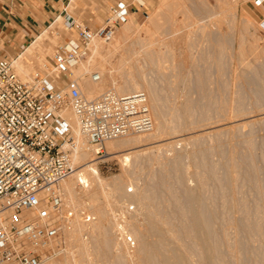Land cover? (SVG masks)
<instances>
[{"label":"rangeland","instance_id":"rangeland-1","mask_svg":"<svg viewBox=\"0 0 264 264\" xmlns=\"http://www.w3.org/2000/svg\"><path fill=\"white\" fill-rule=\"evenodd\" d=\"M116 1L71 0L62 15L12 53L20 56L19 70L47 69L56 46L77 36L66 25V14L95 30L105 24ZM122 1L132 6L129 20L110 40H94L99 53L89 48L83 57L86 65H92L90 71L78 76L77 67L69 78H78L90 96L98 84L91 72L101 67L107 70L101 87L111 85L110 69L121 87L133 77L149 95L155 127L144 132L153 133L147 147L143 141L122 143L109 155L104 144V157L97 165L108 191L99 195L104 205L109 204L103 205L107 213L100 215L103 209L88 203L79 208L103 222L106 242L118 248L124 264H165L157 254L149 262L140 257L143 241L133 231L146 230L149 214L158 231L149 232L147 241H161V229L165 237L161 250L168 252L175 245L181 264H264V13L256 15L264 3L145 0L138 7L136 0ZM9 50L0 39V58H12ZM95 90L94 96L102 92ZM129 152L125 160L122 154ZM121 188L124 195L117 196ZM128 203L135 206L127 224L137 240L134 261L117 239L112 218ZM83 223L75 226L80 231L76 239L66 234L63 254L45 264H92L100 238L96 231L86 238ZM86 242L89 251L81 253Z\"/></svg>","mask_w":264,"mask_h":264},{"label":"built area","instance_id":"built-area-1","mask_svg":"<svg viewBox=\"0 0 264 264\" xmlns=\"http://www.w3.org/2000/svg\"><path fill=\"white\" fill-rule=\"evenodd\" d=\"M131 11V4L116 1L105 24L95 30L68 16L66 25L77 36L56 46L47 69L26 79L12 58H0V264H45L66 250V234L77 220L87 225V238L97 219L93 212L67 203L60 187L78 169L64 108L74 110L81 133L97 147L98 156L108 140L153 130L145 90L121 93L109 88L90 98L69 78L91 43L110 40ZM93 78L98 80L99 74ZM134 208L128 203L112 215L115 235L129 253L137 247L127 226Z\"/></svg>","mask_w":264,"mask_h":264},{"label":"bare ground","instance_id":"bare-ground-1","mask_svg":"<svg viewBox=\"0 0 264 264\" xmlns=\"http://www.w3.org/2000/svg\"><path fill=\"white\" fill-rule=\"evenodd\" d=\"M137 1V3H138V7L139 6H141L142 4H145V0H136ZM187 6V5H186ZM249 17V16H248ZM251 17H249V19H250ZM176 19V18H175ZM251 20H252V18H251ZM253 22V21H252ZM222 25V24H221ZM184 38V37H183ZM95 41H96V39H95ZM95 41H93V42H95ZM175 41V40H174ZM92 42V43H93ZM99 43V42H98ZM182 43V42H181ZM180 43V44H181ZM102 44V43H101ZM89 48H91L92 49V52L94 53V54H98L99 52V50H98V44L95 42L94 43V46L93 45H91ZM20 56H12V59L14 60V65H15V67H16V69H17V71H18V73L20 74V75H22V77L23 78H28L30 75H31V70H32V68H28L27 66H23V68H24V72H26V73H22L20 70H19V58ZM90 58V59H89ZM89 60L88 61H91V59L93 58V56L92 55H90L89 56ZM83 59L84 58H82V59H80L75 65H74V67L72 68V69H75V68H77L78 67V73L77 74H79L78 76H81V75H83L84 73H86V72H89L90 71V67L92 66V65H90V67L88 66V64L86 65L85 63H84V61H83ZM188 60V59H187ZM183 61V60H182ZM186 62V61H185ZM189 62V61H188ZM97 63V62H96ZM18 64V65H17ZM92 64V63H91ZM99 64V63H98ZM96 64H94V66H95ZM107 68V67H106ZM110 68V67H109ZM113 68V67H112ZM108 69V68H107ZM111 71V77H113V78H111V85L109 86V87H104V86H99V83H103L104 84V72L105 71H107V70H104V68L103 67H101V68H99V70H95V71H93V72H91V79L93 80V81H95V82H98V84H96L95 82H92V83H95L93 86H92V91H89L91 94H90V96H88V97H90V98H95V97H98V96H100L105 90H107V89H109V88H115L117 91H119V92H121V93H127V92H131V91H135V90H139L142 86L140 85V83L137 81V80H135L133 77H131L130 76V78H128V83L127 84H124L123 86H125L126 85V87H121V85L118 83V81H117V79L116 78H114V76H112V69H110ZM131 70V69H130ZM76 71V70H75ZM74 70L72 71V74H74L75 75V73H73V72H75ZM117 71V70H116ZM94 73H98L99 74V79L98 80H94V78H93V74ZM132 73V72H131ZM134 76V75H133ZM182 78H184V74H183V76H182ZM74 79H78V78H74ZM185 79V78H184ZM152 81V80H151ZM89 84V83H88ZM102 84V85H103ZM99 86V87H101V88H99V87H97V88H94V86L96 87V86ZM101 85V84H100ZM79 86H80V88H81V90H82V92L84 93V90H83V88L81 87V85L79 84ZM98 88H99V90H98ZM154 88V85H153V82H151V84H150V91L152 90ZM95 89H97V92L98 91H102L101 92V94H98V96H94V90ZM143 89H145V88H143ZM91 90V89H90ZM95 93H96V90H95ZM85 94V93H84ZM86 95V94H85ZM157 108V107H156ZM155 109V108H154ZM157 110H158V108H157ZM63 116L68 120V122L71 124V126H72V129H73V135H74V139H76L75 140V147H74V149H73V151H74V160H75V164H76V166L78 167V169H77V171L74 173V174H72L71 176H69V177H67V178H65V179H63L61 182H60V187H61V189H63L64 190V198H65V200L67 201V203H69L68 201H70V202H72L73 203V205H75L74 207L75 208H79L80 207V205L82 204V205H88V204H90L89 206H91V205H93V206H95L96 208H100V210H102L104 207H103V205H104V203H102V200H101V197L100 196H102V194H106L108 191L106 190V185H105V181H104V177L102 176V174H101V172H100V169H99V167H98V165H97V162H98V159L99 158H101V157H104L103 155H101V156H98V155H96V153H97V147L96 146H93L92 144H90V143H88L87 142V139L85 138V136L81 133V131H80V129H79V125H78V121H77V116H76V114H75V112H74V110L71 108V107H66V108H64L63 109ZM160 113V112H159ZM159 117H162V116H159ZM160 120V119H159ZM158 122H160V121H158ZM164 122V121H163ZM162 125V124H161ZM155 127V126H154ZM157 128V127H156ZM159 128V127H158ZM154 129V128H153ZM157 131H158V129H156L155 131H154V133H156L157 134ZM160 133V132H159ZM161 133H162V131H161ZM139 134V133H138ZM151 134H153V133H144V134H140V135H126V136H123V137H119V138H116V139H111V140H108V141H106V148H107V154H115V152H116V148L120 145V144H122V143H131L132 141L133 142H135V143H140V142H145V144H142V145H145L146 147L148 146V145H146V144H148V143H146V141L148 140V136H151ZM158 135V134H157ZM157 135H156V137H157ZM161 135V134H160ZM161 136H163V133H162V135ZM155 137V138H156ZM176 140V139H175ZM142 142V143H143ZM151 142H152V140H151ZM154 142H155V140H154ZM153 142V144H155ZM142 145H138V146H141L142 147ZM149 145H151V144H149ZM69 146V145H68ZM132 146V145H131ZM135 146V145H134ZM158 146V145H157ZM140 148V147H139ZM119 149V148H118ZM146 149V148H145ZM144 149V150H145ZM121 150H123V149H121ZM143 150V149H142ZM120 151V150H119ZM140 151V150H139ZM106 152V151H105ZM132 153V152H131ZM92 154L93 155H95V157H92ZM106 154V155H107ZM122 156H124V159L125 160H128L129 158H130V152L129 153H123L122 154ZM78 163V164H77ZM128 190V189H127ZM129 191V190H128ZM101 194V195H100ZM126 194H128V193H126V191H125V196H126ZM100 195V196H99ZM117 196L118 195H124L123 194V190H122V188L121 189H119L118 190V193L116 194ZM129 195V194H128ZM116 196V199L118 198ZM100 197V201H101V203H100V201H98L99 198ZM68 199V200H67ZM80 199H81V201H80ZM97 201V202H96ZM114 202H115V200H113ZM117 201V200H116ZM96 202V203H95ZM99 202V203H98ZM104 202V201H103ZM112 202V201H111ZM111 202L109 201V203L111 204ZM71 203V204H72ZM79 203V204H78ZM86 203H88V204H86ZM115 203H117V202H115ZM106 205H109V204H105L104 206H106ZM105 209V208H104ZM103 209V211L102 212H100L99 210V213H100V215L102 214V213H107V211L106 210H104ZM95 211H96V209H95ZM97 212V211H96ZM147 213H149V212H147ZM146 213V214H147ZM145 214V215H146ZM140 217V216H139ZM150 218V220H149V218ZM154 217V216H153ZM131 218V217H130ZM138 218V217H137ZM147 218H148V222H149V224H148V227L146 228V230L145 231H143V232H140V234L137 232V231H133V233H135V235H137V237H139L142 241H143V249H142V251H141V253L140 254H142V255H140V257L141 256H144V258H146L147 259V261L149 262V261H151L152 260V256L154 255V254H157L161 259H162V261H164V263L165 264H181V261H182V259H181V256H180V254H181V252H180V254H179V249H174L175 247V245L174 244H172V245H174L173 247H172V245H170V243H169V247L171 246L172 248H167L168 249V252H164L163 250H161V246H160V242H163L164 240L163 239H165V237L163 236V234H162V232H161V229L159 230L160 231V237H159V240H161V241H158V242H150L151 240H153L154 241V239H151V238H149V239H151L150 241H147V239L146 238H148V236H147V234L150 232L151 233V231L153 232L155 229H156V231H155V233H157V231H158V227H156V222H154L155 220H152L153 218H152V216H150V214L149 215H147ZM102 219V218H101ZM146 219V218H145ZM130 221V219L127 221V224H128V222ZM143 221V220H142ZM138 222V221H137ZM140 222V221H139ZM147 222V221H146ZM147 222V223H148ZM80 223H82V221L81 220H77L76 221V224H75V226L77 225H79ZM84 224V226H85V228L87 229V225L85 224V223H83ZM130 224V223H129ZM134 224V223H133ZM137 225V224H136ZM158 225V224H157ZM75 226H74V228L72 229V230H70L69 231V233H70V235H71V237L73 238V239H76L80 234V231H79V233H78V230L77 229H75ZM80 226H83V225H80ZM132 226V225H131ZM105 227H104V224H103V222H100L99 223V221H94V222H92L91 224H90V231H91V233L92 232H94V231H96V233L98 232V235H99V237L98 238H100V243H98L97 245H96V249H97V253H96V251H94L95 252V256H93V257H91V263L92 264H124L123 262H122V260H123V255H122V253L118 250V248L116 247V246H111L108 242H106V239H105V229H104ZM80 229H82V228H80ZM133 229V228H132ZM140 229V228H139ZM143 230V229H142ZM95 233V232H94ZM79 234V235H78ZM84 234V233H83ZM69 235V234H68ZM69 235V236H70ZM152 235V234H151ZM151 235H150V237H151ZM155 236V235H154ZM81 238H83V237H81ZM79 239V238H78ZM148 239V240H149ZM156 239H158V238H156ZM72 239H70V241H71ZM83 240V239H82ZM69 241V240H68ZM81 241V240H80ZM79 241V242H80ZM157 241V240H156ZM74 242V241H73ZM76 242H78L77 240H76ZM83 242V241H82ZM68 243H70V242H68ZM81 243V242H80ZM85 243V242H84ZM84 243H82V244H84ZM121 243V242H120ZM90 244V243H89ZM69 245V244H68ZM72 245V244H71ZM77 246V245H76ZM75 246V247H76ZM168 246V245H167ZM68 247V246H67ZM80 247V246H79ZM69 248H70V245H69ZM81 248H84V249H82V252H81V249L80 248H78L79 249V251L81 252V253H83L84 252V250L87 252V251H89V245L87 244V242H86V244H84L83 245V247L81 246ZM95 249V250H96ZM136 250H138V247H136ZM71 252V251H70ZM78 252V251H77ZM124 252H126V250L124 251ZM72 253V252H71ZM80 253V254H81ZM90 254H91V252H89ZM127 253H128V255H129V257L132 259V260H130V261H134V260H136V259H134V258H136L137 256H135L136 254H135V252L134 253H129L128 251H127ZM76 254V253H75ZM93 254V253H92ZM97 254V255H96ZM85 255V254H84ZM126 255V254H125ZM81 256H82V254H81ZM81 256H80V258H81ZM86 256V255H85ZM74 257V256H73ZM83 257V256H82ZM84 258V257H83ZM88 259H90L89 257H88ZM134 259V260H133ZM82 261V260H81ZM90 261V260H89ZM140 261V260H139ZM79 262V261H78ZM136 263H138V262H136ZM135 263V264H136ZM150 263V262H149ZM148 263V264H149ZM75 264H77V263H75ZM79 264H81V263H79ZM130 264H131V262H130Z\"/></svg>","mask_w":264,"mask_h":264},{"label":"crops","instance_id":"crops-1","mask_svg":"<svg viewBox=\"0 0 264 264\" xmlns=\"http://www.w3.org/2000/svg\"><path fill=\"white\" fill-rule=\"evenodd\" d=\"M70 2L71 0H1L0 39L4 46L9 47L8 55L14 56L13 52H19L44 26L56 16L62 15ZM256 11L259 18L264 13L261 7Z\"/></svg>","mask_w":264,"mask_h":264}]
</instances>
